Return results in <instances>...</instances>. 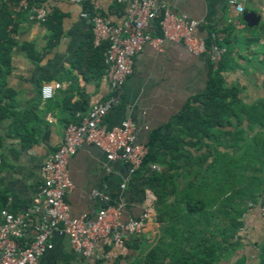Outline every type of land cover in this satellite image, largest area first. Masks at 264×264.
I'll return each mask as SVG.
<instances>
[{
    "label": "crops",
    "instance_id": "crops-1",
    "mask_svg": "<svg viewBox=\"0 0 264 264\" xmlns=\"http://www.w3.org/2000/svg\"><path fill=\"white\" fill-rule=\"evenodd\" d=\"M17 1L0 0V19L8 23L5 31L15 43L9 71L0 79L10 92L5 103L12 106L11 118L0 122V190L7 193V210L14 214L30 208L39 196L41 166L59 147L66 126L78 122L79 116L107 99L110 92L103 62L105 49L98 52L99 48L91 46L89 0L40 1L49 12L43 24L29 22L25 13L17 12ZM96 1L99 14L109 23L124 21L126 3ZM229 1L158 2L175 14L203 20V31L220 34L227 48L221 73L224 85L239 88V98L253 104L264 100V30L246 27L241 16L245 12L264 15V0L236 1L242 12ZM29 52L39 61L34 63ZM216 68L208 57L194 56L181 44L165 42L161 52L143 47L124 83L120 104L103 120L104 126L109 130L129 119L136 125L137 141L147 145L152 132L163 131L188 102L205 92ZM53 83L61 88L51 99L43 100L41 87ZM68 171L72 189L67 204L74 218H94L105 206L121 205L122 220L136 219L149 198H155V188L143 168L131 174L127 163L108 161L93 145H83L70 158ZM241 221L232 252L219 264H260L264 216L259 205L248 208ZM161 227L154 212L141 233L128 237L123 246L109 239L99 241L97 254L102 258L98 260L80 257L66 235L55 234L53 248L41 256L40 264H143L152 249L169 241Z\"/></svg>",
    "mask_w": 264,
    "mask_h": 264
},
{
    "label": "trees",
    "instance_id": "trees-1",
    "mask_svg": "<svg viewBox=\"0 0 264 264\" xmlns=\"http://www.w3.org/2000/svg\"><path fill=\"white\" fill-rule=\"evenodd\" d=\"M7 24L0 19V79L9 71L15 45L5 31ZM152 30L160 35L157 23ZM225 56L215 63L205 92L163 131L152 132L146 145L140 169L155 188L156 222L169 241L152 249L143 264H219L233 250L243 214L258 205L264 192V100L245 104L239 88L224 85ZM8 97L10 92L0 84V122L12 115ZM7 207L8 195L0 190V212Z\"/></svg>",
    "mask_w": 264,
    "mask_h": 264
},
{
    "label": "built area",
    "instance_id": "built-area-1",
    "mask_svg": "<svg viewBox=\"0 0 264 264\" xmlns=\"http://www.w3.org/2000/svg\"><path fill=\"white\" fill-rule=\"evenodd\" d=\"M158 1L117 0L127 4V12L124 21L114 25L99 14L98 1L89 0L92 44L95 48H105L109 96L79 116L78 122L66 126L59 147L41 166L40 194L33 200L32 206L18 214L1 210L0 264H40L41 256L53 248L51 239L55 234L66 235L73 252L80 257L98 260L102 258L97 254L99 241L109 239L123 246L128 237L141 233L154 213L155 198L152 196L136 219L122 220L121 205L105 206L98 210L94 218L86 215L74 218L70 215L67 196L72 189L69 160L85 144L99 148L110 162L127 163L131 174L140 169L148 149L137 141L136 125L126 119L108 130L103 120L120 104L124 83L132 74L135 57L143 47L150 46L161 52L165 42L181 44L190 54L206 56L212 63L219 62L227 53L219 33L202 30L205 25L203 20L175 14L169 6L160 5ZM229 3L238 12L243 11L236 1L230 0ZM16 11L25 13L32 23L43 24L49 17L43 4H35L31 0H18ZM156 23L160 35L152 32ZM60 88L59 83L43 85L41 98L51 99ZM149 168L151 171L159 170L157 165H150ZM258 205L264 216V192Z\"/></svg>",
    "mask_w": 264,
    "mask_h": 264
},
{
    "label": "water",
    "instance_id": "water-1",
    "mask_svg": "<svg viewBox=\"0 0 264 264\" xmlns=\"http://www.w3.org/2000/svg\"><path fill=\"white\" fill-rule=\"evenodd\" d=\"M240 1V0H234ZM241 22L248 28H254L260 26L264 30V15L254 12H245L241 16Z\"/></svg>",
    "mask_w": 264,
    "mask_h": 264
}]
</instances>
